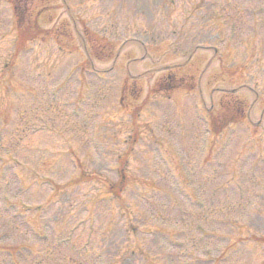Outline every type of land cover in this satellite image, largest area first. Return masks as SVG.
Instances as JSON below:
<instances>
[{
  "label": "rangeland",
  "instance_id": "rangeland-1",
  "mask_svg": "<svg viewBox=\"0 0 264 264\" xmlns=\"http://www.w3.org/2000/svg\"><path fill=\"white\" fill-rule=\"evenodd\" d=\"M12 2L20 5V0ZM29 2L28 11L60 7L59 16L73 38L59 31L57 12L45 11L38 26L51 32H32L22 53L11 38L20 10L14 12L10 0H0V76L5 79L0 85V137L5 141L0 147V264H10L9 255H23L20 246L39 257L25 255L17 264H100L91 257L81 262L70 258L64 245L55 255L45 253L50 247L33 248L27 227L38 235L44 230L40 222L49 227L45 217L62 223L57 231L64 239L72 229L69 244L74 250L85 243L92 225V241L101 246L94 256L107 264H144L141 254L153 262L160 259L159 264H261L264 242H241L246 230L251 239L264 236V123L257 125L264 114V0ZM233 23L236 35L227 38ZM216 28L222 43L216 41ZM25 29L23 35L22 26L18 28L14 37L24 39L27 25ZM133 39L138 42L124 47L115 66L113 56L101 62L102 55H114ZM146 50V59L127 68ZM14 51L17 66L9 77L6 64ZM93 51L100 59L94 60L96 67L113 72H72ZM162 66L167 70L149 71ZM171 74L172 88L190 80L195 90L160 94ZM253 104L251 120L240 119L237 109ZM206 116L217 129L220 120L236 125L229 124L217 139L207 133L208 122L202 125ZM129 144L135 146L126 156L128 187L116 204L109 187ZM94 147L100 153L94 154ZM151 151L157 153L154 158ZM217 152L220 157L210 169L207 162ZM74 160L80 161V169ZM27 169L36 171L39 180ZM231 172L234 180L225 184ZM91 175L96 179L88 180ZM187 184L201 208L189 200ZM52 186L59 187L54 194L59 203L49 197ZM240 194H249V201L238 202ZM2 201L17 207L15 218L5 213ZM48 201L51 205L35 220L37 208ZM254 203L258 209L252 208Z\"/></svg>",
  "mask_w": 264,
  "mask_h": 264
},
{
  "label": "trees",
  "instance_id": "trees-1",
  "mask_svg": "<svg viewBox=\"0 0 264 264\" xmlns=\"http://www.w3.org/2000/svg\"><path fill=\"white\" fill-rule=\"evenodd\" d=\"M126 183L125 180L118 183L116 186H112L110 189V194L114 199H118L120 192H122L125 189Z\"/></svg>",
  "mask_w": 264,
  "mask_h": 264
}]
</instances>
